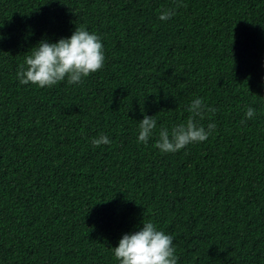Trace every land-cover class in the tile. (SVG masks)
<instances>
[{
    "label": "trees",
    "instance_id": "obj_1",
    "mask_svg": "<svg viewBox=\"0 0 264 264\" xmlns=\"http://www.w3.org/2000/svg\"><path fill=\"white\" fill-rule=\"evenodd\" d=\"M81 26L102 69L19 83L32 47ZM0 37V264H119L142 220L177 264H264V0H0ZM194 98L215 130L161 152ZM145 115L157 126L139 143Z\"/></svg>",
    "mask_w": 264,
    "mask_h": 264
},
{
    "label": "clouds",
    "instance_id": "obj_2",
    "mask_svg": "<svg viewBox=\"0 0 264 264\" xmlns=\"http://www.w3.org/2000/svg\"><path fill=\"white\" fill-rule=\"evenodd\" d=\"M175 15L172 9L162 10L158 19L167 21ZM2 39V37H0ZM25 55L24 63L16 76L21 85L32 84L39 88L51 87L67 79L68 84L82 82L83 78L97 72L104 66L103 45L95 33H89L83 26L76 27L70 38H61L55 43L39 41ZM186 121L171 128H161L155 147L164 153H175L194 142H203L215 130L209 124L207 130L198 124L197 118L204 119L205 104L201 98H194L188 106ZM214 112V108H207ZM251 107L245 113L251 119L255 115ZM157 121L144 116L139 122V143H146L156 129ZM106 135L91 139L93 147L108 145ZM119 264H177L173 237L157 230L154 223L142 220V227L136 232L124 234L118 246L112 248Z\"/></svg>",
    "mask_w": 264,
    "mask_h": 264
}]
</instances>
